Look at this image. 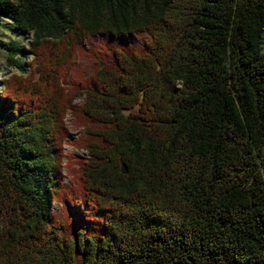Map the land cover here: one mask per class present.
Returning a JSON list of instances; mask_svg holds the SVG:
<instances>
[{
	"label": "trees",
	"instance_id": "trees-1",
	"mask_svg": "<svg viewBox=\"0 0 264 264\" xmlns=\"http://www.w3.org/2000/svg\"><path fill=\"white\" fill-rule=\"evenodd\" d=\"M0 21L7 65L31 57L0 81V264H264V0H0ZM68 117L87 155L64 163Z\"/></svg>",
	"mask_w": 264,
	"mask_h": 264
},
{
	"label": "rangeland",
	"instance_id": "rangeland-1",
	"mask_svg": "<svg viewBox=\"0 0 264 264\" xmlns=\"http://www.w3.org/2000/svg\"><path fill=\"white\" fill-rule=\"evenodd\" d=\"M16 35H14L7 27V22L6 21H0V40L3 43H7L11 41L12 39H15ZM24 45H27V40L25 39L23 41ZM263 45H264V34H263ZM6 52L5 49H3V46H0V81H3L4 79L10 77L12 74H24L27 75L29 71L27 69H30L29 62L31 61V57H28L25 59L26 65V71L22 72L19 71L15 68H11L10 66L7 65L6 63ZM4 87V84L0 83V91ZM81 102V99H76L74 100L75 104H78ZM72 119L68 117L66 119V122L69 127V131L71 136L66 139V143L64 144V153H65V158H64V163L69 159H78V158H84L86 157L87 153L83 149H78L74 146L71 145V142L76 139V137L81 133V130L76 129L73 127L71 123ZM65 174L67 173V170L64 169ZM72 178L71 174H68L65 177V182H69V180Z\"/></svg>",
	"mask_w": 264,
	"mask_h": 264
},
{
	"label": "water",
	"instance_id": "water-1",
	"mask_svg": "<svg viewBox=\"0 0 264 264\" xmlns=\"http://www.w3.org/2000/svg\"><path fill=\"white\" fill-rule=\"evenodd\" d=\"M121 173H125L126 172V169L122 166L121 169H120Z\"/></svg>",
	"mask_w": 264,
	"mask_h": 264
}]
</instances>
